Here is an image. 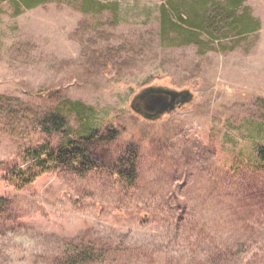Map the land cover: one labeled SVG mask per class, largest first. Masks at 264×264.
Returning <instances> with one entry per match:
<instances>
[{"label": "rangeland", "instance_id": "1", "mask_svg": "<svg viewBox=\"0 0 264 264\" xmlns=\"http://www.w3.org/2000/svg\"><path fill=\"white\" fill-rule=\"evenodd\" d=\"M32 2L0 0V264H57L83 243L108 249L93 264H264V174L237 164L264 143V0L236 8L249 31L235 16L193 27L233 0ZM148 86L192 97L146 117L132 100ZM58 107L71 131L97 130L95 165L13 184L24 147L66 140L33 130Z\"/></svg>", "mask_w": 264, "mask_h": 264}, {"label": "trees", "instance_id": "2", "mask_svg": "<svg viewBox=\"0 0 264 264\" xmlns=\"http://www.w3.org/2000/svg\"><path fill=\"white\" fill-rule=\"evenodd\" d=\"M40 0H33L37 2ZM234 5H223L218 3L213 9L210 5L204 6L197 15L193 24L197 27H210L218 24L221 20L234 17L239 20L242 31L256 29L257 23L244 9L241 14H237L236 8L240 6L242 0H233ZM32 2V3H33ZM28 5H30L27 2ZM212 9V10H211ZM209 12V13H208ZM71 104L72 109L77 108L78 112L89 108L81 102ZM82 110V111H81ZM33 122V130L41 131L42 133L63 132L66 135V140L56 146H52L49 142L37 145H30L23 148L24 158L20 165H12L9 167L8 179L17 186H24L32 182L40 174L50 170L53 166L63 163H75L84 165L85 169L92 168L95 163L89 161L92 156L91 143L93 139L99 135L96 129L87 130L85 133L71 131L66 113L62 108H56L41 116H36ZM100 137V136H99ZM112 131L107 139H113ZM136 151H132L130 155H126L118 160L117 171L124 180L133 183L137 175ZM243 169H250L253 172L264 174V143H256L252 155L237 162ZM3 201H0V211L3 209ZM108 249L95 243H83L74 246L70 251L63 255L62 259L57 264H93L108 259ZM225 253H219L207 258L208 262ZM216 260V259H215Z\"/></svg>", "mask_w": 264, "mask_h": 264}, {"label": "water", "instance_id": "3", "mask_svg": "<svg viewBox=\"0 0 264 264\" xmlns=\"http://www.w3.org/2000/svg\"><path fill=\"white\" fill-rule=\"evenodd\" d=\"M161 93L169 96L167 98L164 95H161ZM148 94H156V102H161L162 105L159 108V111L162 113H165L167 111H170L175 108L173 105V102L178 97L179 98V105L184 104L185 102L189 101L192 97V94L187 89L177 90V89H171L167 87H156V86H148L141 89L132 100V104L134 102L135 98H144ZM154 103V102H152ZM134 107V106H133ZM149 109L154 108L153 104H148L147 106ZM146 116V115H145ZM148 117V116H146Z\"/></svg>", "mask_w": 264, "mask_h": 264}, {"label": "flooded vegetation", "instance_id": "4", "mask_svg": "<svg viewBox=\"0 0 264 264\" xmlns=\"http://www.w3.org/2000/svg\"><path fill=\"white\" fill-rule=\"evenodd\" d=\"M156 87H162V86H156ZM161 95L166 96L169 98V96L161 93ZM156 94H148L144 98H135L133 102L134 108L142 115H146L151 118H156L161 115V112L159 111V108L161 107L162 103L161 102H156ZM154 102V103H152ZM148 104H153L154 108L149 109L147 106ZM173 105L179 106V98L177 97L175 101L173 102Z\"/></svg>", "mask_w": 264, "mask_h": 264}]
</instances>
